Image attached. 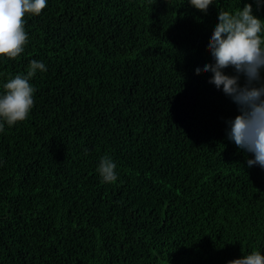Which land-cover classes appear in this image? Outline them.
<instances>
[{
  "label": "trees",
  "instance_id": "1",
  "mask_svg": "<svg viewBox=\"0 0 264 264\" xmlns=\"http://www.w3.org/2000/svg\"><path fill=\"white\" fill-rule=\"evenodd\" d=\"M214 2L205 14L188 0H48L26 17L24 52L0 57V92L33 59L47 71L30 80L29 118L0 132V264L264 254V168L228 137L238 106L195 73L214 63L220 8L251 0ZM104 156L114 183L97 171Z\"/></svg>",
  "mask_w": 264,
  "mask_h": 264
},
{
  "label": "clouds",
  "instance_id": "2",
  "mask_svg": "<svg viewBox=\"0 0 264 264\" xmlns=\"http://www.w3.org/2000/svg\"><path fill=\"white\" fill-rule=\"evenodd\" d=\"M188 3L207 13L214 0H188ZM253 3L259 9L264 0H251L234 11L220 8L218 23L207 48L214 63L206 64L195 73L211 72L209 83L222 87L238 106L239 114L229 120L228 137L235 145L254 158L249 167L264 168V19L253 13ZM48 0H0V57L15 60L29 42L26 17L38 16L47 7ZM231 68L232 73L225 70ZM45 72L43 62L31 60L27 75L9 77L0 92V132L5 125L12 127L29 118L34 107L35 89L30 80L37 72ZM243 77V83H241ZM116 163L108 156L101 157L97 171L102 182L118 179ZM243 252V249H241ZM228 264H264V254L252 251Z\"/></svg>",
  "mask_w": 264,
  "mask_h": 264
}]
</instances>
